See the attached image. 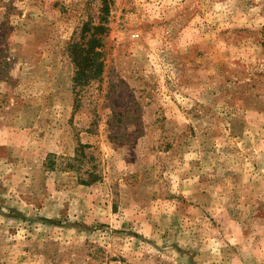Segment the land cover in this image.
I'll list each match as a JSON object with an SVG mask.
<instances>
[{
  "label": "rangeland",
  "instance_id": "rangeland-1",
  "mask_svg": "<svg viewBox=\"0 0 264 264\" xmlns=\"http://www.w3.org/2000/svg\"><path fill=\"white\" fill-rule=\"evenodd\" d=\"M0 264H264V0H0Z\"/></svg>",
  "mask_w": 264,
  "mask_h": 264
},
{
  "label": "trees",
  "instance_id": "trees-1",
  "mask_svg": "<svg viewBox=\"0 0 264 264\" xmlns=\"http://www.w3.org/2000/svg\"><path fill=\"white\" fill-rule=\"evenodd\" d=\"M95 30H99L101 32L106 30V28L98 26ZM100 45V38L97 36L91 37L86 44L79 42L71 44L70 52L75 64V74L73 77L75 84L88 83L101 74L103 70V61L101 59L102 52L98 49ZM87 146V144L80 143L76 149L77 155L80 151L84 154L83 149ZM98 179L99 174L92 172L89 174L87 179L81 178V183L91 184Z\"/></svg>",
  "mask_w": 264,
  "mask_h": 264
}]
</instances>
